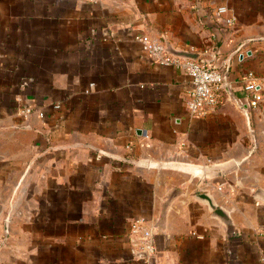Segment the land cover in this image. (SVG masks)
I'll return each instance as SVG.
<instances>
[{
  "label": "crops",
  "instance_id": "0c3cea01",
  "mask_svg": "<svg viewBox=\"0 0 264 264\" xmlns=\"http://www.w3.org/2000/svg\"><path fill=\"white\" fill-rule=\"evenodd\" d=\"M138 35L230 57L249 119L228 90L192 116L187 71ZM250 71L264 79V0H0V223L12 227L0 264H264V85L254 106ZM114 156L238 169L213 178ZM138 217L153 253L131 241Z\"/></svg>",
  "mask_w": 264,
  "mask_h": 264
},
{
  "label": "built area",
  "instance_id": "2783aa9c",
  "mask_svg": "<svg viewBox=\"0 0 264 264\" xmlns=\"http://www.w3.org/2000/svg\"><path fill=\"white\" fill-rule=\"evenodd\" d=\"M218 11L225 13L227 7L220 6ZM136 39L142 43L144 51L154 59L167 65L177 64L187 71L191 78L187 107L192 116L204 117L218 106L222 93L227 90L225 77L231 66L229 58L219 64H214L218 60L216 53L210 57L199 56L198 59L184 58L169 53L167 45L160 39L147 35H138ZM263 80L254 71L248 72L246 77L245 89L254 106L263 100V93L258 89V86L264 85ZM54 107L59 109L61 106L56 104ZM21 111L26 117L33 114H37L41 118L45 117L44 111L32 107H23ZM129 234L131 241L138 249H144L148 253L155 251L154 228L146 219L142 217L134 219Z\"/></svg>",
  "mask_w": 264,
  "mask_h": 264
},
{
  "label": "water",
  "instance_id": "95a60500",
  "mask_svg": "<svg viewBox=\"0 0 264 264\" xmlns=\"http://www.w3.org/2000/svg\"><path fill=\"white\" fill-rule=\"evenodd\" d=\"M167 45V50L169 53L184 57V58H191V59H198L199 54L192 52V51H186V50H176L170 45ZM244 46L242 44L236 51L235 53H238L239 50ZM248 54H251V51L248 52ZM244 58V53L240 54V59ZM229 61H231V58L229 57ZM226 81V89L232 96V98L238 103V105L244 110L245 114L247 115V118L249 119V112L246 107L239 101V99L234 96L230 90V87L228 85V75L225 77ZM115 157V156H114ZM118 158L122 161L128 162L133 165L137 166H146V167H174V168H181V169H187L194 171L195 173L201 174L202 176L205 177H220V176H225L235 170L238 169V164L235 161H229L226 163H219L215 165H208V166H198V165H190V164H184V163H175V162H162V163H154L148 160H139V159H133L129 157H115ZM175 197L174 194L169 195L167 201L165 202L164 205V213L166 212L168 205L170 202L173 200ZM196 197L202 201L205 202L209 205L210 209L213 211V215L218 217L223 223L226 225H231L232 224V219L230 217V214L228 213L227 210H225L222 207H219L214 198L207 192H201L196 195ZM9 235V225H8V219L5 220L4 222V239L3 243L7 239Z\"/></svg>",
  "mask_w": 264,
  "mask_h": 264
},
{
  "label": "rangeland",
  "instance_id": "374dc122",
  "mask_svg": "<svg viewBox=\"0 0 264 264\" xmlns=\"http://www.w3.org/2000/svg\"><path fill=\"white\" fill-rule=\"evenodd\" d=\"M5 213H6V211H1V214L0 215H2V218L4 217L3 215H5ZM11 226H10V221H9V234H10V230H11ZM3 237H4V232H3V224H2V222L0 223V244H1V242H2V240H3ZM4 246V245H3ZM2 246V247H3ZM1 248V247H0Z\"/></svg>",
  "mask_w": 264,
  "mask_h": 264
}]
</instances>
